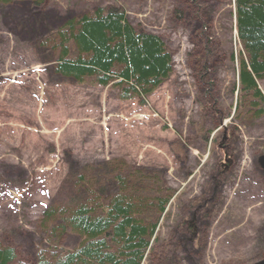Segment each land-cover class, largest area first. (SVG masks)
Masks as SVG:
<instances>
[{"label":"rangeland","instance_id":"rangeland-1","mask_svg":"<svg viewBox=\"0 0 264 264\" xmlns=\"http://www.w3.org/2000/svg\"><path fill=\"white\" fill-rule=\"evenodd\" d=\"M107 5L121 7L132 26L158 36L170 51L171 73L144 105L121 101L113 85L76 82L53 70L61 28ZM232 12V0L0 2V245L15 250L10 264L44 255L49 230L57 244L74 250L79 238L56 212L78 204L84 180L105 201L118 189L117 167L159 172L173 190L142 264L264 258V117L237 107L235 63L228 58L236 51ZM43 39L49 42L38 45ZM205 39L214 53L206 82L219 118L203 110L208 85L195 78ZM257 85L264 95V79ZM222 123L231 164L220 172Z\"/></svg>","mask_w":264,"mask_h":264},{"label":"trees","instance_id":"trees-1","mask_svg":"<svg viewBox=\"0 0 264 264\" xmlns=\"http://www.w3.org/2000/svg\"><path fill=\"white\" fill-rule=\"evenodd\" d=\"M233 5L235 44L240 50L236 55L230 52L228 58L237 62V107L246 110L250 118L261 117L264 95L257 81L264 79V0H233ZM58 37L56 74L76 82L90 78L100 86L114 81L113 88L122 100L136 98L144 103L172 70L170 51L160 38L132 26L125 11L115 5L80 13L76 21L69 20L61 28ZM205 41L203 61L196 67L195 78L198 85H208L203 110L219 118L221 111L210 96L212 85L206 82L214 53L210 41ZM39 44L46 45L47 41ZM202 138H207L203 132ZM224 140L222 137L216 145L223 153V162L220 159L217 166L220 172L231 164ZM114 184L117 191L104 201L96 189L89 188L85 180L81 182L78 204L71 205L68 213L56 212L78 236L79 244L69 251L55 241L44 255H38L36 264H142L173 190L159 172L137 167L115 168ZM98 187L103 194V187ZM53 212L49 209L46 215ZM15 257L12 248L0 245V264H10Z\"/></svg>","mask_w":264,"mask_h":264},{"label":"bare ground","instance_id":"bare-ground-1","mask_svg":"<svg viewBox=\"0 0 264 264\" xmlns=\"http://www.w3.org/2000/svg\"><path fill=\"white\" fill-rule=\"evenodd\" d=\"M232 5H233V3H232ZM233 28H235L234 25H233ZM5 76H7V75H5ZM232 86H234V88L239 87V83H238V81L235 80ZM82 121H84V120H82ZM217 129L220 130V133H221L220 135H221V136H223V135H225V134L228 133V131H227V127H226V126H218ZM220 135H219V136H220ZM25 154L28 155V152H25Z\"/></svg>","mask_w":264,"mask_h":264},{"label":"water","instance_id":"water-1","mask_svg":"<svg viewBox=\"0 0 264 264\" xmlns=\"http://www.w3.org/2000/svg\"><path fill=\"white\" fill-rule=\"evenodd\" d=\"M250 264H264V259L257 261V262H254V263H250Z\"/></svg>","mask_w":264,"mask_h":264}]
</instances>
